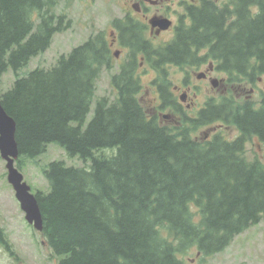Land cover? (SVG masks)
<instances>
[{
    "label": "trees",
    "instance_id": "trees-1",
    "mask_svg": "<svg viewBox=\"0 0 264 264\" xmlns=\"http://www.w3.org/2000/svg\"><path fill=\"white\" fill-rule=\"evenodd\" d=\"M57 4L0 0V77L9 70L17 75L0 97L17 122L18 167L21 157L36 159L51 143L91 161L90 169L51 162L44 169L50 190L36 193L42 234L60 264H185L180 254L194 248L203 256L220 253L259 224L264 163L249 161L246 150L254 137L264 143V95L258 108L222 97L200 119L183 118L170 128L148 115L138 98L140 81L125 72L112 77L117 99H98L87 121L111 59L104 34L91 36L49 70L18 76L56 33L70 28L65 15L53 13ZM191 15L192 25L158 51L159 67L213 58L235 88L264 77V0L206 1ZM203 49L208 56L191 52ZM167 96L163 90L166 106L172 103ZM214 122L240 135L192 136ZM109 148L116 154L97 155ZM0 244L16 255L1 228Z\"/></svg>",
    "mask_w": 264,
    "mask_h": 264
},
{
    "label": "rangeland",
    "instance_id": "rangeland-1",
    "mask_svg": "<svg viewBox=\"0 0 264 264\" xmlns=\"http://www.w3.org/2000/svg\"><path fill=\"white\" fill-rule=\"evenodd\" d=\"M220 1V6H224L232 0ZM128 2V0H58V4L53 9V13L59 16L65 15L67 21L71 22L70 28L56 33L49 49L34 57L27 66L19 71L18 76L27 77L36 68L49 70L56 66L62 55H68L75 47L84 44L91 36L104 34L105 32L108 35L112 21L121 18L127 12ZM181 2L169 3L163 7L161 6L160 9L177 22L179 14L183 12ZM152 10L158 11L159 8H153ZM67 21L65 24H67ZM171 37L172 32L166 33L161 37V41H166ZM116 63L114 64L115 70L118 66V63L117 65ZM115 70L111 71L103 68L102 74L97 81L96 95L87 121L92 119L98 99L107 98L112 102L117 99L118 94L112 84V77L115 74ZM141 77L140 84L142 88L138 98L149 116H155L160 107L159 97H157V91L159 90L156 85H159L164 92L166 91L169 95L167 98L174 103L173 91L176 86L181 84L182 78L194 85L191 95L193 96L194 92L198 94V100L196 102L200 107L203 106L204 101L214 96H216L213 99L214 104L218 103L222 97L233 96L241 106L249 102L255 108H258L264 95V77L255 84L248 85V95H250L252 87L256 88V92L251 94L249 99H238L236 93L229 89V86L227 93L222 94L220 90L215 94L212 91V85L209 81H199L196 74L186 76L184 71L179 67H168L164 69L163 77L158 75V73H150L149 75H143ZM217 77L220 79L227 77L229 79V75L223 73L217 74ZM16 78L17 75L12 70H9L1 76L0 94L11 89ZM183 109L185 110V114L182 115V119L189 118L187 117L188 114H195L194 112L190 113L185 106ZM162 113L169 112L163 111ZM176 119L178 118L176 117ZM160 121L163 126L170 128L175 126V122L171 123L170 119H165V121L160 119ZM213 128H215L216 133L222 132L231 139H235L240 135L236 127L227 126L223 122H214L212 125L198 127L192 136L194 138H202L204 137V133L208 131L212 135ZM116 152V149L109 148L99 151L97 155L111 157ZM246 157L249 161L259 160L264 163V143L260 142L256 137L252 138L247 143ZM53 161H62L69 167H85L88 169H90L91 164V161L86 162L79 156H70L58 143L49 144L47 151L36 159L21 157L22 163L18 167L17 161L16 166L24 175L25 181L31 186L33 193L39 191L49 192L50 186L44 174V169ZM193 211L196 214L198 213L196 209H193ZM0 228L13 246L16 254L15 256L12 255L10 251H7L0 244V264H60L61 258L53 253L46 242L45 236L27 222L26 214L16 198V192L8 181V170L5 160L1 157V153ZM179 257L185 264H264V217L259 224L250 227L236 236L232 243L220 253L212 256H203L194 248L186 254H180Z\"/></svg>",
    "mask_w": 264,
    "mask_h": 264
},
{
    "label": "flooded vegetation",
    "instance_id": "flooded-vegetation-1",
    "mask_svg": "<svg viewBox=\"0 0 264 264\" xmlns=\"http://www.w3.org/2000/svg\"><path fill=\"white\" fill-rule=\"evenodd\" d=\"M126 13L121 18L114 19L111 23V28L105 32V40L107 41L108 51L110 53V61L105 67L106 70H115V62L118 63L114 75H120L127 72L132 75L133 79L142 80L143 75H149L150 73H158L163 77L164 69L168 67H179L181 68L186 76L197 75V79L202 82H210L212 85V80L218 79L219 83L216 88L212 86V91H220L222 94L228 92L229 89L234 91L238 96V99L246 98L249 99L251 94L256 92V88L252 87L250 90V95H248L247 87L251 85L246 83L244 86L239 85L235 88L229 79L218 78L217 74H226L229 75L227 71H224L220 68V62L213 58H207L205 61H190L184 65H177L175 63H166L164 67H159L156 62L159 60L158 51L166 48L174 40L177 39L180 31L185 30L187 27L192 25V15L191 9L200 8L203 6L204 2L211 1L220 6V0H128ZM182 1L183 12L179 14L177 22L166 14L162 12L160 7L173 3V2ZM226 5V4H225ZM159 8L158 11H153L152 9ZM185 11V12H184ZM155 17L168 18L173 22L170 29L166 31H159L158 28H153L151 25V20ZM126 28V29H125ZM172 32V37L168 40H162L161 37ZM193 54H196L197 57L201 58L203 56L209 55L208 49H203L199 51H191ZM116 63V65H117ZM202 74V78H198V75ZM187 78V77H186ZM262 78H259L261 80ZM158 86L157 97H159L160 107L158 108V113L155 117L165 121L169 120L171 123L175 122V126L181 123L182 115L185 114L184 106L193 115H187V117L194 120H198L201 117L202 112L208 108L209 104L213 102V99L209 98L204 101L203 106H198L196 102L198 100V94L194 92L192 96V90L194 85L187 82L186 79L181 80V84L175 87L173 91L174 103L169 104L168 106L162 103V94L163 89ZM142 87V86H141ZM196 87V86H195ZM115 88V87H114ZM141 94V91L138 95ZM177 95L179 96L177 98ZM184 97L182 100L181 97ZM161 98V99H160ZM161 100V101H160ZM163 111H168L169 113H162ZM176 117L178 119H176ZM179 120V121H177ZM181 120V121H180ZM169 121V122H170ZM210 123L207 125H212ZM215 128L212 130V135L209 131L204 133V139L212 138L216 134Z\"/></svg>",
    "mask_w": 264,
    "mask_h": 264
},
{
    "label": "water",
    "instance_id": "water-1",
    "mask_svg": "<svg viewBox=\"0 0 264 264\" xmlns=\"http://www.w3.org/2000/svg\"><path fill=\"white\" fill-rule=\"evenodd\" d=\"M173 22L168 18L155 17L151 20L153 28L159 31H166L171 28ZM202 78V74L198 75ZM218 79L212 80V86L217 87ZM184 100V97H181ZM17 122L7 112L0 97V153L6 162L8 170V181L16 192V198L21 204L23 211L26 213L27 221L42 232L44 229L43 214L36 194L32 192L31 186L25 181L24 175L16 167V161L20 156L18 141L16 138Z\"/></svg>",
    "mask_w": 264,
    "mask_h": 264
}]
</instances>
